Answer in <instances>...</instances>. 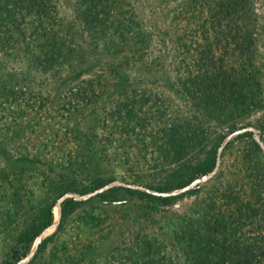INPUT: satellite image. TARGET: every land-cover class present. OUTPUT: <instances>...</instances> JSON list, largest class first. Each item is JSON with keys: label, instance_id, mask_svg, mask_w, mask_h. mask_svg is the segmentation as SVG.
Masks as SVG:
<instances>
[{"label": "rangeland", "instance_id": "1", "mask_svg": "<svg viewBox=\"0 0 264 264\" xmlns=\"http://www.w3.org/2000/svg\"><path fill=\"white\" fill-rule=\"evenodd\" d=\"M61 7L65 10V5ZM252 7L258 17L260 104L244 115L234 116L236 130L228 133L218 147L214 167L185 187L167 192L155 188L159 180L177 174L179 169L171 158L165 159V139L158 133L157 122L190 113L186 99L165 82V77L174 75L173 63L178 55L173 52H163V69H146L142 80L126 86L129 91L136 89L138 95L145 91L135 100L126 99L110 86L95 103L77 106L69 104L65 96L69 86L55 91L58 85L52 81L35 78L42 87L32 88L34 96L13 102L9 95L8 103L0 101V262L19 236L38 223L47 207L53 205L52 224L31 243L27 255L17 264H185L182 248L200 238L209 249L217 241L247 245L242 255L256 259L254 264H264V189L255 187L261 176L260 184L264 186V0H252ZM1 52L0 58L4 55ZM23 66L6 59L0 62L2 84L13 85L15 81L18 89L26 86L30 78L22 74ZM10 69L22 71L12 78L8 75ZM127 73L135 75L134 71ZM85 77L90 74H83L81 79ZM35 96L38 97L34 99ZM119 107L120 113L116 112ZM137 120H145L146 127H136ZM210 122L208 125L216 121ZM71 130H89L92 138L94 135L93 153L82 149L85 162L92 163L89 158L93 157L112 171L116 181L85 194L78 192L80 187L61 192L63 181L75 176L79 183H87L91 175L87 170L75 173L65 169L74 159L69 154L76 141L70 136L64 138L67 142L62 148L53 145ZM220 131L217 125L212 135ZM199 135L197 145L205 138L203 133ZM197 150L191 162L199 158L194 155L199 154ZM187 170L184 167L178 171L184 179L189 176ZM205 175L207 179L202 180ZM115 185L152 196L141 198L122 189L99 195ZM195 187L196 193H187ZM228 188L235 189L236 205L223 198L228 196ZM170 196L175 199H161ZM65 197H73L78 207L61 220L56 205ZM197 212L203 217H198ZM49 235H53L52 240L37 251L39 243ZM208 256L216 257L212 252L205 255Z\"/></svg>", "mask_w": 264, "mask_h": 264}, {"label": "trees", "instance_id": "2", "mask_svg": "<svg viewBox=\"0 0 264 264\" xmlns=\"http://www.w3.org/2000/svg\"><path fill=\"white\" fill-rule=\"evenodd\" d=\"M61 5H65V10ZM257 24L252 0H0V52L4 51L0 62L6 59L23 64L24 71L10 69L8 75L14 78L22 71L30 78L24 86L26 89H18L15 81L6 86L0 81V101L8 103L9 95L13 102L34 96L36 91L32 88L42 87L35 78L52 81L58 85L55 91L69 86L65 96L69 104L77 106L95 103L110 86L126 99L135 100L143 97L145 91L138 95L136 89L129 91L126 86L142 80L146 69H163V52H173L178 55L173 63L174 75L165 77V82L186 99L190 113L183 115L181 112L168 121L157 122L158 133L165 139V159L171 158L179 169L177 174L159 180L155 188L160 192L182 188L214 167L218 147L228 133L236 130L234 116L244 115L260 104ZM128 70L135 72L134 77L127 73ZM83 74H90V77L81 79ZM120 110L121 107L116 112ZM210 119L216 122L208 125ZM217 125L222 131L213 136L212 128ZM138 126L146 127V121L137 120ZM127 127H123V131ZM201 133L205 138L197 145ZM64 134L53 144H57L56 149L65 145L64 138L68 136L76 141L69 154L74 159L65 169L75 173L79 169L87 170L91 175L87 183H79L75 176L63 181L61 192L77 191L80 187L78 192L85 194L116 181L112 171L100 166L93 157L89 158L92 163L85 162L83 147L93 153L94 146L95 137L92 138L89 130H78V133L71 130ZM195 150L199 154L194 155L199 158L191 162L197 157L192 156ZM184 167L190 171L185 179L178 172ZM259 179L262 183V176ZM260 183L256 182V189H264ZM121 189L141 198L152 196L117 185L99 195ZM196 191L195 187L187 193ZM226 192L228 196L223 195V198L236 205L235 189L228 188ZM161 199L171 201L175 197ZM77 207L78 202L73 197L63 198L60 219L70 216ZM196 215L203 217L199 212ZM53 219V205H49L40 221L19 236L0 264H17L23 259L31 243ZM52 238L53 235L44 238L37 251L44 249ZM202 240L184 245L185 264H254L257 261L242 255L247 245L239 247L217 241L209 249L208 243ZM211 252L216 257H205Z\"/></svg>", "mask_w": 264, "mask_h": 264}, {"label": "water", "instance_id": "3", "mask_svg": "<svg viewBox=\"0 0 264 264\" xmlns=\"http://www.w3.org/2000/svg\"><path fill=\"white\" fill-rule=\"evenodd\" d=\"M206 179H207V176L206 175L202 177V180H206ZM58 206H59V211H60V204H58Z\"/></svg>", "mask_w": 264, "mask_h": 264}, {"label": "bare ground", "instance_id": "4", "mask_svg": "<svg viewBox=\"0 0 264 264\" xmlns=\"http://www.w3.org/2000/svg\"><path fill=\"white\" fill-rule=\"evenodd\" d=\"M56 206H58V205H56ZM59 207V206H58ZM56 213L58 214V211L56 210ZM59 215H60V211H59Z\"/></svg>", "mask_w": 264, "mask_h": 264}]
</instances>
